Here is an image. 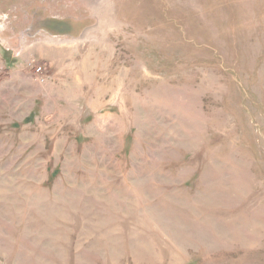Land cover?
I'll use <instances>...</instances> for the list:
<instances>
[{
	"label": "rangeland",
	"instance_id": "rangeland-1",
	"mask_svg": "<svg viewBox=\"0 0 264 264\" xmlns=\"http://www.w3.org/2000/svg\"><path fill=\"white\" fill-rule=\"evenodd\" d=\"M0 264H264V0H0Z\"/></svg>",
	"mask_w": 264,
	"mask_h": 264
},
{
	"label": "built area",
	"instance_id": "built-area-1",
	"mask_svg": "<svg viewBox=\"0 0 264 264\" xmlns=\"http://www.w3.org/2000/svg\"><path fill=\"white\" fill-rule=\"evenodd\" d=\"M34 72L37 74L36 75V79L40 80V81H46V77L45 74L43 72V68L42 66H38L34 69Z\"/></svg>",
	"mask_w": 264,
	"mask_h": 264
},
{
	"label": "bare ground",
	"instance_id": "bare-ground-1",
	"mask_svg": "<svg viewBox=\"0 0 264 264\" xmlns=\"http://www.w3.org/2000/svg\"><path fill=\"white\" fill-rule=\"evenodd\" d=\"M257 224V223H256ZM259 227V226H258Z\"/></svg>",
	"mask_w": 264,
	"mask_h": 264
}]
</instances>
